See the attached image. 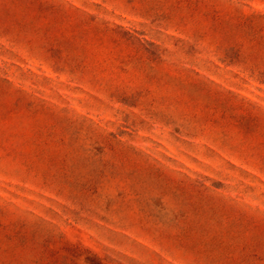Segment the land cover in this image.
Returning <instances> with one entry per match:
<instances>
[{"label":"rangeland","instance_id":"374dc122","mask_svg":"<svg viewBox=\"0 0 264 264\" xmlns=\"http://www.w3.org/2000/svg\"><path fill=\"white\" fill-rule=\"evenodd\" d=\"M0 264H264V0H0Z\"/></svg>","mask_w":264,"mask_h":264}]
</instances>
